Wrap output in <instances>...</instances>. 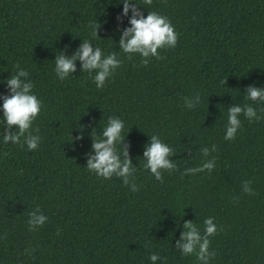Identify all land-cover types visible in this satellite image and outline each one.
Returning <instances> with one entry per match:
<instances>
[{
	"label": "trees",
	"instance_id": "1",
	"mask_svg": "<svg viewBox=\"0 0 264 264\" xmlns=\"http://www.w3.org/2000/svg\"><path fill=\"white\" fill-rule=\"evenodd\" d=\"M138 2L145 15L171 21L176 46L146 66L139 55L118 52L121 66L97 89L79 62L58 79L54 59L61 51L71 56L85 39L119 51L127 18L118 24V0H0V80L23 68L42 101L30 129L41 137L35 150L22 146L23 137L3 143L0 118V264H152V253L163 258L156 264H198L175 243L185 221L203 235L208 217L217 226L208 237L211 264H264V103L244 95L249 84L264 86V0ZM195 94L200 103L187 109L184 97ZM236 104H251L260 119L241 114L235 139L225 140L227 109ZM110 116L124 121L136 191L85 167L90 133L96 128L99 136ZM154 134L176 164L161 181L142 158ZM213 145L202 157L200 149ZM213 157L211 172L184 173ZM245 181L254 194L242 191ZM37 207L48 220L29 231Z\"/></svg>",
	"mask_w": 264,
	"mask_h": 264
},
{
	"label": "clouds",
	"instance_id": "2",
	"mask_svg": "<svg viewBox=\"0 0 264 264\" xmlns=\"http://www.w3.org/2000/svg\"><path fill=\"white\" fill-rule=\"evenodd\" d=\"M123 5L121 13L117 16L118 24L122 23V17L127 18V26L119 29L118 44L119 51L107 52L90 42L81 40V43L71 56L65 55L63 51L57 52L54 59V72L58 79L63 80L77 71V62L80 65V72H86L91 76L97 89H101L106 80L121 66L122 60L118 52L131 57L139 55L140 62L146 66L150 58H160V51L174 48L177 43V33L171 21L164 15L156 11H147V15L141 10L138 0H118ZM151 0H144L145 4ZM130 13V15H129ZM100 25L95 22L92 29L94 37H98L97 30ZM29 73L23 68H16L0 84H4L6 94H0V118L5 126L3 132V143L21 144L29 151L39 147L41 137L33 134L30 129L34 120L38 117L42 108V101L33 92V83L28 78ZM248 100L264 103V86L256 87L253 84L247 85L245 94ZM200 103V95L184 97V105L187 109H192ZM243 114L250 122L259 120L257 110L251 104L243 106L230 105L227 109V124L225 127V140L235 139L238 129L241 127L240 115ZM124 121L118 117H109L106 125L102 128L99 136L93 128L90 133L91 154L88 155L86 168L97 177L109 179L113 176L122 179L132 191L137 190V185L133 182V174L137 168L133 166L128 156L127 147L122 143ZM14 129V130H13ZM76 140L83 139L82 135L75 137ZM118 145H123L121 150ZM210 151H215V146L200 149L202 157H207ZM173 156V149L157 135H151L149 142L145 144L142 158L146 168L152 176L162 180V171H173L176 164L169 157ZM215 158L204 159L197 167L185 168L184 173L211 172L215 168ZM251 181L242 184V191L252 195L254 190L249 186ZM27 225L29 231H34L42 227L48 217L37 207L29 212ZM203 235L192 221L183 223V231L180 232L179 239L176 240L175 247L183 256H195L198 264H211L215 256L214 251H209V236L217 232V226L212 217L203 221ZM162 257L157 253H152L149 260L152 264L162 261Z\"/></svg>",
	"mask_w": 264,
	"mask_h": 264
}]
</instances>
